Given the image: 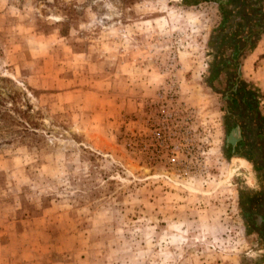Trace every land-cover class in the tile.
Returning <instances> with one entry per match:
<instances>
[{
  "label": "rangeland",
  "instance_id": "obj_1",
  "mask_svg": "<svg viewBox=\"0 0 264 264\" xmlns=\"http://www.w3.org/2000/svg\"><path fill=\"white\" fill-rule=\"evenodd\" d=\"M263 201L264 0H0V264H264Z\"/></svg>",
  "mask_w": 264,
  "mask_h": 264
},
{
  "label": "flooded vegetation",
  "instance_id": "obj_2",
  "mask_svg": "<svg viewBox=\"0 0 264 264\" xmlns=\"http://www.w3.org/2000/svg\"><path fill=\"white\" fill-rule=\"evenodd\" d=\"M233 100H234V104H236L238 102L237 98H235V97L233 98ZM239 104H240V102H239ZM246 106L250 107L251 105L249 102H247ZM239 127H240V131L238 132ZM239 127L236 128L232 134L233 136H237V137L239 136L238 139H235V140L233 139L235 142H238L236 145L234 144L235 146L233 147V149L235 148L238 152L252 153L253 152L252 151L253 142L248 138V136L246 138L244 136V134H245L244 132L246 131V127H247L246 123L241 121V124ZM247 132H248V130H247ZM245 140H247V141H245ZM230 145L233 146V143H230ZM242 159L250 165V162L247 159H245V158H242ZM262 203L264 206V201ZM255 215H256L255 219L258 220L257 214H255ZM259 216H260V219L258 221H260L264 224V216H262V215H259Z\"/></svg>",
  "mask_w": 264,
  "mask_h": 264
},
{
  "label": "crops",
  "instance_id": "obj_3",
  "mask_svg": "<svg viewBox=\"0 0 264 264\" xmlns=\"http://www.w3.org/2000/svg\"><path fill=\"white\" fill-rule=\"evenodd\" d=\"M239 132V131H238ZM239 137V136H238ZM243 158H249V160H253V158L252 157H250V156H244ZM248 160V159H247Z\"/></svg>",
  "mask_w": 264,
  "mask_h": 264
},
{
  "label": "bare ground",
  "instance_id": "obj_4",
  "mask_svg": "<svg viewBox=\"0 0 264 264\" xmlns=\"http://www.w3.org/2000/svg\"><path fill=\"white\" fill-rule=\"evenodd\" d=\"M258 220L260 219V216L257 215Z\"/></svg>",
  "mask_w": 264,
  "mask_h": 264
}]
</instances>
